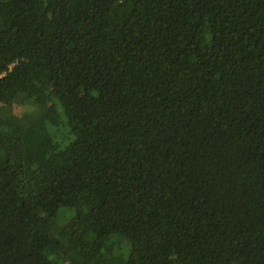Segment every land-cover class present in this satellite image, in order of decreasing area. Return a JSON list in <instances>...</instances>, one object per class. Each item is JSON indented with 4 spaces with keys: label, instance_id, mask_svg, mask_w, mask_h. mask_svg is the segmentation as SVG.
Listing matches in <instances>:
<instances>
[{
    "label": "trees",
    "instance_id": "1",
    "mask_svg": "<svg viewBox=\"0 0 264 264\" xmlns=\"http://www.w3.org/2000/svg\"><path fill=\"white\" fill-rule=\"evenodd\" d=\"M0 264H264V0H0Z\"/></svg>",
    "mask_w": 264,
    "mask_h": 264
},
{
    "label": "rangeland",
    "instance_id": "2",
    "mask_svg": "<svg viewBox=\"0 0 264 264\" xmlns=\"http://www.w3.org/2000/svg\"><path fill=\"white\" fill-rule=\"evenodd\" d=\"M30 106H24V104L20 101L16 102L13 105V113L17 116L21 117L24 120L26 126L32 125L41 118V114L38 111H34ZM67 219L62 218L61 223L66 222Z\"/></svg>",
    "mask_w": 264,
    "mask_h": 264
}]
</instances>
